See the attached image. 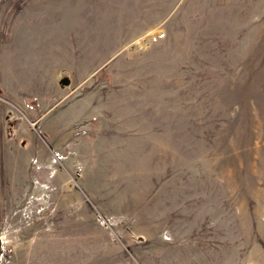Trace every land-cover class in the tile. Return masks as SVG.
<instances>
[{"label": "rangeland", "instance_id": "1", "mask_svg": "<svg viewBox=\"0 0 264 264\" xmlns=\"http://www.w3.org/2000/svg\"><path fill=\"white\" fill-rule=\"evenodd\" d=\"M7 243L264 264V0H0Z\"/></svg>", "mask_w": 264, "mask_h": 264}, {"label": "built area", "instance_id": "2", "mask_svg": "<svg viewBox=\"0 0 264 264\" xmlns=\"http://www.w3.org/2000/svg\"><path fill=\"white\" fill-rule=\"evenodd\" d=\"M15 248L13 244L7 243L3 245L0 250V264H14Z\"/></svg>", "mask_w": 264, "mask_h": 264}]
</instances>
